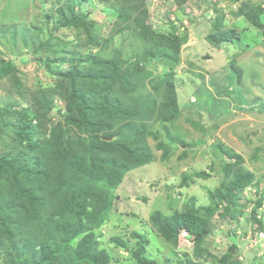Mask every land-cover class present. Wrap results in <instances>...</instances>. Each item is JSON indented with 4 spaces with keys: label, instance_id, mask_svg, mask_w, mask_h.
Masks as SVG:
<instances>
[{
    "label": "rangeland",
    "instance_id": "374dc122",
    "mask_svg": "<svg viewBox=\"0 0 264 264\" xmlns=\"http://www.w3.org/2000/svg\"><path fill=\"white\" fill-rule=\"evenodd\" d=\"M107 2L0 0V60L14 66L0 76V114L8 124L0 125V217L10 212L9 200L20 198L15 192L19 185L13 183L16 177L2 168L4 163L10 168L8 156L26 147L16 142L18 134L27 137L21 134V116L15 112L28 110L32 120L38 117L26 133L34 153L28 151L21 159L26 157L27 175L41 172L49 182L41 195L48 201L35 205L44 220L31 218L24 228L21 219L30 216L0 218V264L33 260L21 256L32 253L28 245H38L31 241L33 229H42L45 214L60 203L51 194L50 184H58L56 175L86 187L96 196V206L97 201L107 203L104 220L74 237L59 264H96L91 259L102 257L106 264H264V0H138L137 8L124 12L121 19ZM251 8L261 11L256 26L239 15ZM11 24L28 25L29 35L23 29L7 41ZM138 24L149 32H173L177 38L174 48L160 45L168 56L179 49L170 69L171 59L160 63L152 54L138 61L144 52L130 60L144 66V93L154 94L153 87L161 82L175 93L178 113L164 122L152 117L145 127L144 137L156 161L124 173L117 185L103 177L102 182L91 181L81 173L94 162L93 151L103 143L132 138L144 126L92 97L81 98L87 102L80 107L76 85L64 89L65 81H57L55 72L84 81L89 56L112 60L118 51L127 60L138 50L132 35ZM224 33L232 39L219 43L213 39ZM57 37L59 44L53 40ZM165 72L174 73L172 82L160 80ZM53 130L58 134L54 144L49 143ZM219 143L239 159L225 156ZM164 147L167 161L159 159ZM59 148L69 150L65 159L57 155ZM227 165L231 170L226 177ZM237 168L251 176L236 177L237 182L231 175ZM78 171L75 180L72 173ZM184 175L189 177L186 187L180 185ZM230 181L238 185L234 198L229 195L227 200L222 187ZM212 206L216 211L211 214L207 210ZM184 215L191 222L206 220L205 233L195 238L179 228Z\"/></svg>",
    "mask_w": 264,
    "mask_h": 264
},
{
    "label": "trees",
    "instance_id": "16d2710c",
    "mask_svg": "<svg viewBox=\"0 0 264 264\" xmlns=\"http://www.w3.org/2000/svg\"><path fill=\"white\" fill-rule=\"evenodd\" d=\"M138 0H108L107 6L113 9L114 12H119L120 19L124 12H129V10H135L137 8ZM260 9L251 8L246 11H240L239 15L244 16L250 24L256 26V24L260 20ZM112 14V13H111ZM114 14V13H113ZM123 21V20H122ZM28 26V25H27ZM26 25L20 24H11L7 26L9 28V36L6 38L13 37L14 35L19 34V31L24 29V34H28L30 30L27 29ZM22 28V29H19ZM32 33V32H31ZM33 34V33H32ZM132 35L135 39H137V52L130 54V58L127 57V60L121 58V53L116 52L112 60H107L102 58L103 61L95 59L94 56H89L86 60L87 63L84 65L83 72L89 73L86 74L88 77L84 79V81L77 80L74 74H69L66 77L65 74L62 72H55L57 81L63 83L64 89L68 90L70 88L75 87L78 91L75 92L81 94L79 97V105L80 107H84L85 103L81 100V98L92 97L94 102H104L111 106L112 109L119 112H124L129 117H133L136 120H140L141 124L144 126V129L141 132L135 133L132 138L127 137V139L122 138L118 144L114 142H110L109 144L103 143V147L99 151H93V156L95 157L94 162L91 166L87 167L85 173H81V175L85 179H89L91 181H101V178H107L112 185H117L121 181V176L132 170L138 169L144 165L151 163L152 161H156V156L152 152V150L147 145V138L144 135L147 133L145 129L146 125L149 126L148 122L152 121V117L154 120L157 121H167L174 119V114L178 113V105L175 99V93L171 90H168L161 87L162 84H158L157 86L153 87L154 94L144 93L145 87L143 86L144 80V66H140L139 60L148 57V54H152L157 56V59L162 60L171 59L169 61L168 67H174L177 57H178V47L173 50L174 55L168 56L161 50V46L174 48L176 46V36L171 32L170 35H163L159 32H149L148 28L143 27L142 25H137L136 28L133 29ZM15 37V36H14ZM218 43L226 40H231L232 36L230 33H224L222 35L214 36ZM164 39L172 40L174 43L167 42L164 44ZM53 40L56 41L57 44L61 42L59 37L54 38ZM147 43H152V46ZM42 46L48 47L46 43H42ZM68 44H64L62 48H66ZM155 48L157 50H155ZM51 49H53L51 47ZM146 53L143 57L138 59L136 62L135 60H130L131 58H135L140 56L142 53ZM77 58V56H76ZM129 59V60H128ZM148 60V59H147ZM147 63V61L145 62ZM171 63V65H170ZM60 65V64H59ZM13 66L11 61H4L0 60V76L6 74ZM45 68H50L47 64ZM59 66H57V70ZM174 73L165 72L164 76H161V81H173ZM77 80V83H75ZM74 84V85H73ZM171 87V86H170ZM165 89V90H163ZM79 110V109H78ZM196 112V108H194ZM200 111V110H199ZM16 114L20 115L21 121V129L23 130L24 136L26 135V139L23 138L20 134L16 135V142L22 146H26L25 149L15 150L13 156H8L11 160L8 162L10 168H7V164L4 163L2 168L8 170V174L14 175L16 177L15 181L13 182L16 185H19V188L15 190L17 195L20 196L18 199H11L8 201V206L12 205V208H8L10 212L4 214V216H13L14 218L18 217V214H24L29 217H25L26 219H21V225H24V228L28 227V223L31 222V218L41 219L44 220L41 216L43 212L37 211L35 209V205L41 206L45 202V198L41 196L46 189L43 187L49 184L47 176L45 174H35V175H27L28 170H24V157L21 159L23 155L29 154L28 151L34 153V149L28 147L30 140V135L26 134L29 126L31 125L34 128L35 123L33 120L38 119L36 116L33 120L29 114V111H22V112H15ZM66 118V117H65ZM214 118V117H213ZM210 119V117H209ZM0 125L3 127H7L8 124L5 122L4 117L0 114ZM212 121V120H211ZM66 122L69 123L66 119ZM200 121H198V126L200 127ZM109 124L106 126L108 127ZM105 127V128H106ZM202 128V127H201ZM107 131V129H103ZM13 131V129L11 130ZM102 131V130H101ZM14 132V131H13ZM151 135V134H149ZM50 140L49 143H53L56 141L58 134L56 130L50 131L49 133ZM69 143H72L70 140ZM179 142V140H178ZM48 143V145H49ZM67 143V142H66ZM178 144V143H177ZM181 144V142H179ZM68 145V144H67ZM74 145V143L70 144ZM162 145H158L157 149H160ZM72 146H69V150H71ZM217 148L224 153L225 156H230V158L238 160L239 156L231 154V150L224 144L219 143ZM69 150H65V148L55 149L57 155H61L63 159L67 157V152ZM167 149L164 147V151L162 156L159 157L162 161H167ZM27 161V159H26ZM14 162V164H13ZM39 160L37 161V163ZM100 163V164H99ZM14 168L17 170L14 171ZM11 169V170H9ZM226 170V177L229 175L230 166L227 165L225 167ZM234 173H231L233 178L238 182L236 177L239 176H251L249 173H239L241 168L233 169ZM23 172V175H22ZM244 173V174H243ZM60 174V173H59ZM78 172H73L72 176L75 180L78 179ZM203 173H199L197 175L201 176ZM204 176H207L203 174ZM58 177V178H57ZM58 184L53 187L51 184V194L53 196H58L60 200L57 199V202L60 203L56 204L53 208L51 207L50 211L45 214V225H41L42 229L38 226L33 229L31 241L38 245H28L29 249L31 247L32 253L29 252L24 257L26 260L33 259L29 262L30 264H59L61 256L65 254L67 250L70 249L69 243L70 241L76 237L85 233L89 230L90 225L96 226L98 221H103L105 216V211L107 203L101 204L100 201H97L98 206H96V196H92L90 191L86 187H79L78 185H74L76 183L70 182L66 178L64 181L56 175ZM22 180L29 183V185L22 186ZM189 177L184 175V180L181 182L182 187L188 186ZM79 181V180H78ZM15 185V186H16ZM238 183L234 181L227 182L225 186L222 187L224 190L223 198H229V195L234 198L235 190L237 188ZM241 186V185H240ZM220 191V190H217ZM216 191V192H217ZM221 192V191H220ZM8 194V193H6ZM221 194H223L221 192ZM66 195H70V198L67 200ZM89 197H92L93 202L89 200ZM81 201H78V200ZM66 201V206L64 205V201ZM89 201V202H88ZM7 208V207H6ZM216 211V206H212V208L208 209V213H214ZM74 214L75 217L74 218ZM68 215L71 220L68 219ZM4 216L0 218H4ZM191 222L187 216H182V219L179 224V228L187 230L189 233H192L195 238H198L201 234L205 233V225L206 220L200 219V221H196L192 218ZM13 223H17L16 220L12 221ZM168 227V226H166ZM29 228L26 230V234H29ZM50 240H55L56 244L49 245L48 242ZM37 246V247H36ZM36 247V248H34ZM56 247H61L58 250H55ZM69 256L68 253H66ZM38 260L37 262L34 260ZM92 262L96 264H102L106 261V258H101L100 260L91 259ZM22 261V260H21ZM240 263V262H239ZM106 264V263H104Z\"/></svg>",
    "mask_w": 264,
    "mask_h": 264
}]
</instances>
